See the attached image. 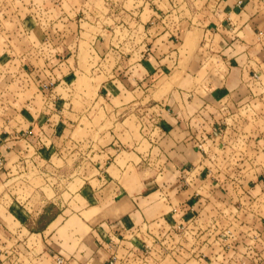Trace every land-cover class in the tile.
Segmentation results:
<instances>
[{"label":"crops","instance_id":"crops-1","mask_svg":"<svg viewBox=\"0 0 264 264\" xmlns=\"http://www.w3.org/2000/svg\"><path fill=\"white\" fill-rule=\"evenodd\" d=\"M15 1L24 58L55 49L0 109V189L85 146L86 204L32 232L46 199L1 190L0 264H264V0Z\"/></svg>","mask_w":264,"mask_h":264},{"label":"rangeland","instance_id":"rangeland-1","mask_svg":"<svg viewBox=\"0 0 264 264\" xmlns=\"http://www.w3.org/2000/svg\"><path fill=\"white\" fill-rule=\"evenodd\" d=\"M16 3L18 2H14V0H0V109H6L8 106V101L12 100L14 96H16V98H20V101L22 102L26 99L32 98L31 92L28 93L17 90V88L19 89L25 80L29 82V79L26 75H21V69L23 68L24 71L27 69L29 70L28 66H31L32 68L35 66L36 70H39V68L41 69V67L44 66L46 60L51 59V54L55 49V45L50 47L51 43L48 42L46 46L48 49L41 50L42 59H40V53H38L37 58L32 54L24 58L26 52H22L24 46H26V41L25 44L18 42V40L22 41V36L19 34L20 32L18 33L19 29H16L17 33L12 34V31H14V25L16 23L15 18L16 16L20 17L17 10L12 11ZM199 6L200 4L198 3L197 7ZM84 53L87 56V53ZM85 55H82V58L86 61ZM25 62L27 63L26 65H24ZM25 66H27V69H25ZM50 88L49 90L52 91L54 85L52 86V89ZM41 104L42 103L39 100V105ZM39 105L36 106L39 107ZM13 108L15 107H12L10 112L14 111ZM18 123L19 122H16V124ZM107 125L113 124L108 123ZM102 129L103 127L100 126L99 131H102ZM25 130L26 126L20 127L18 130L19 135L22 136V134L26 132ZM99 131L96 132L94 140L97 145L101 146L104 141L102 138L99 139ZM2 134L3 136H6L8 133L5 131ZM98 140H100V143H97ZM53 142L54 141L52 138L45 139L40 143L39 147L35 146V148H48L47 150H49ZM81 143L85 145L84 142ZM71 147L72 144L69 143L67 150L68 148L70 150ZM77 151L78 154L75 156L73 155L69 158V155H67L66 157L68 158H66L64 162L57 160L56 157H53L54 155H41L39 158L23 162L21 165H19V161L21 160L16 162L18 166H15V169L11 171L12 175L6 178L8 180L10 179V181L7 183L8 186L5 187L6 189L3 187L0 189V191L3 190V195H6L8 192L10 195L18 196L19 200H25L26 197L34 193L36 199L40 198V196L46 199V202L44 203V209L51 205V208L47 209V215L44 220H41L39 223L37 221L36 223H27V227L29 226V228L41 229L48 218L61 212V204L64 205L62 210H64L65 213L60 216L56 223L64 221V219L74 213L76 209L83 207V205L86 204V202L82 201L79 196H76L78 189H80L83 185V177L87 176L85 173L86 169L85 171H82L83 169H81V162L86 161L82 159V157H86V147L79 146L74 148L72 153H76ZM78 158H81V161L79 162L80 164L77 162ZM25 160L26 159L23 161ZM97 160L98 156H95L94 161ZM3 162L5 161L3 157H1L0 165H3ZM27 163L29 164L28 166ZM71 167H75V169L70 170ZM76 167L80 168L76 170ZM26 186L30 187L27 188L26 191H23L22 188ZM5 205L4 207H6ZM0 212L1 214L5 212L3 206L0 207ZM218 228H220V225Z\"/></svg>","mask_w":264,"mask_h":264},{"label":"built area","instance_id":"built-area-1","mask_svg":"<svg viewBox=\"0 0 264 264\" xmlns=\"http://www.w3.org/2000/svg\"><path fill=\"white\" fill-rule=\"evenodd\" d=\"M254 78L257 80L258 79V76L255 75ZM199 148L202 149V144L199 145ZM263 226H264V220H263ZM216 228H218L217 225H215ZM178 230L180 231H184L185 230V227L182 226V225H179L177 227ZM187 231V230H186ZM186 231H184V233H186ZM217 231V230H215ZM223 234H221L220 232L218 233V236L220 237H223L225 239H231V242H234L235 241V234H233V232H231L230 230H223L222 232ZM221 234V235H220ZM229 244L227 243L226 246H228ZM55 264H65V260L63 257L61 256H58L56 259H55ZM108 264H118V257L116 255H112ZM240 264H251L249 261H241ZM253 264H256V263H253Z\"/></svg>","mask_w":264,"mask_h":264},{"label":"trees","instance_id":"trees-1","mask_svg":"<svg viewBox=\"0 0 264 264\" xmlns=\"http://www.w3.org/2000/svg\"><path fill=\"white\" fill-rule=\"evenodd\" d=\"M49 208H51V205H49L48 207H46L45 209H44V212H43V214H41L40 216H39V218H38V220H37V222L39 223V222H41V220H44V218L46 217V215H47V209H49ZM54 217H55V215L54 216H52V217H50V218H48V220L46 221V223L44 224V226L40 229H33V228H29V226H28V228L30 229V231H32V232H37V231H41L44 227H46L53 219H54Z\"/></svg>","mask_w":264,"mask_h":264}]
</instances>
